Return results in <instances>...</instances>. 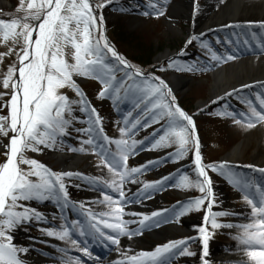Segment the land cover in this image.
Returning a JSON list of instances; mask_svg holds the SVG:
<instances>
[{"label":"rangeland","instance_id":"374dc122","mask_svg":"<svg viewBox=\"0 0 264 264\" xmlns=\"http://www.w3.org/2000/svg\"><path fill=\"white\" fill-rule=\"evenodd\" d=\"M174 1L176 0H135V4H133V1L131 2L129 0H90L94 14L97 17L96 29L92 31L93 39H98L101 34H103L107 37L112 47L115 48L116 46L118 51L125 52L128 59L131 58V52L120 42V36L123 40H139L146 48L151 47L153 57L149 60V63L147 62L148 64L137 60H133L131 63L135 69H139L143 73L142 77H138V82L134 80L135 78L131 80L127 79L125 77L126 70H124L123 66L110 64L106 58V62L114 69L116 81L124 80V85L121 90H127L129 85H132L134 82L136 84H141L145 77L159 78L158 80L152 81L156 84L159 83V80L165 82L166 79H170L172 76L183 77L186 80V84L183 88H179L178 90L169 88L164 89L165 92L168 90L171 91V96H166L165 100L171 102L172 97H175V104L177 106L180 105L181 108L186 110V114L194 120L196 136L200 142L203 164L205 166L219 165L223 157L248 137V144L241 147L240 159L234 162V165L237 167L232 166L234 169L237 168L233 173L243 178L241 174L243 172L238 166L246 168L249 165H254L251 156L257 148L256 143L260 137L258 127L261 125L264 127V122L255 123L253 127L248 128L246 127V123L247 119L251 116L250 108L242 106L239 103L244 111L239 109L234 110L226 107L224 105L225 100L223 99L209 102V87L211 83L209 71L212 69L213 65L225 66V60L229 55L234 57L244 52L251 51L254 48L261 47V41H253V43L247 44L248 40H246L244 36H241V40L233 38L232 40L235 42L236 46H222L221 53L218 55L212 47V43L216 42L217 46H221V40L228 43L229 39H227L226 36L230 35L232 37L235 34L225 31H213L205 35H200L197 32L191 33L192 21L184 18L179 19L170 13L168 7L170 3ZM28 2L29 0H23L24 9L27 8ZM21 3L22 0H6L5 7L0 11V20L10 21L14 18L22 19L26 13L20 10ZM98 5L103 6L97 7ZM198 5H204L205 7L207 5V7H210L213 4H210L209 0L208 3L204 0H198ZM131 9L137 12L133 14L131 13ZM100 16L103 17L102 27L99 20ZM29 22L33 24L32 21ZM193 37H197V39H192ZM189 40H192V42L188 43ZM101 43L103 42L101 41ZM202 43H206L208 48L202 47ZM22 48V38L18 37L15 40L9 38L5 41L0 37V117H7L9 115L5 104L11 97V87L5 89L2 81L6 77L9 67L18 69V53H21ZM209 49L211 51H209ZM64 51L67 54L69 62H72L73 49L71 46L65 48ZM166 52L170 53L171 56L160 62L155 60L159 54H164ZM213 53L221 57L219 62L212 59ZM173 62H175V66L170 67L169 65ZM187 66H193L195 70H178V68H186ZM74 80L84 93L83 99L87 101L89 109L95 108L99 113L100 119L103 121V133L98 131L94 133L98 143H104L101 139L102 134H106L107 137L113 140L120 139V128L125 127V118L129 121L128 127H131V123L136 120L141 122L129 133L131 137L129 143H131L132 140L138 143L133 149V152L129 154L127 160V167L129 169L140 168L141 171L134 174L132 178L126 180L132 182V185L129 184L126 187L121 186V190L124 192L123 198H127V196L133 193L130 199L131 201H127L131 204H128L134 205L132 203H139L147 205V208L144 209V216L151 217L153 212L160 213V215L151 217L149 221H145L143 226L138 224L139 228L136 230L135 236L143 239L145 243L135 245V253L125 251L121 248L126 255L123 259L128 258L130 261L135 262L134 257L137 255L149 253L158 246H162L170 241L184 240L188 252H191L192 255L184 254L183 248L181 247L180 255H174L176 249H171L169 253L162 254V257L158 259L171 257L179 261H188V259L196 256L198 247L193 240V238L199 234V228L196 227V225L199 226L198 224H202L201 226H204V217L207 214L208 205L210 203L214 213H227V215L217 217V222L224 225H232L237 221L234 216L235 214L238 215L243 211L251 212V206L244 200V193L239 188L230 184L226 176L220 175L218 172L212 171L211 167H208L206 170L207 175L212 180L211 187L214 188L215 186H219L221 188L225 202L221 203L219 199L220 195L214 194V199L210 197L199 210H189L179 217H175L174 209H178L186 202L204 195L194 187L181 188L176 186L180 175H188L189 178L193 180L197 179L194 164V145L189 144V151L180 159H174L171 155L176 151L177 146L175 144H168L162 147L158 146L156 148L151 147V144L154 143V139H158V135L154 138L153 134L157 133L158 130H161L163 126H165L167 118H160L158 123L152 122L151 118H153L154 113L158 116L160 110L151 109V105L148 104L147 107L150 110L146 111L145 106L147 101L139 103L142 95L140 92L135 89L128 91L132 94L135 92L138 95V99L130 101V106L126 105L125 108L120 109L117 102L120 96L117 95V93H112L111 95L106 94L104 98H100L99 93L103 90V85L97 79L77 75L74 76ZM62 92L74 103L73 115L68 117L69 119H73L74 116L73 126L69 129L70 135L61 137L60 140L62 143H58L54 150L41 146L39 152L25 151L24 156L28 159L37 160L57 174H63V172L60 163H58L53 156L54 152L61 151L62 153L77 155L84 159L79 165V172H70L74 175L70 178L65 177L64 181L68 187L69 200L84 206L87 204L88 195H90L85 188L89 185L99 186L100 184H104L105 180L108 181V179L112 178V174L106 167H98L102 165L101 157L93 154L92 146L82 144V141L89 137L77 131L78 129L89 127L88 120L90 112L84 111L83 105L77 103L81 98L74 90L66 88L63 89ZM152 99L154 100L155 98ZM231 99H233V103L238 102L234 100L235 97ZM260 99L261 98L256 99L259 105ZM137 103H139V107H137ZM199 104H204V106L197 108ZM133 109H137V111L129 115ZM91 115L92 118L95 119L94 114ZM142 117L144 118L143 121H141ZM146 120L147 126L145 127L143 125ZM235 120H240L241 123L237 124L234 122ZM5 127H7V124H5ZM11 136V131L8 132L7 136L0 135V164L6 160L5 145L8 144ZM81 148H84L85 151H80L79 149ZM111 148L115 151L114 144L111 145ZM258 155L259 158H264V134L258 149ZM21 168L24 171L29 170L27 165H21ZM247 178H244V180L251 181ZM32 179L35 178L33 177ZM145 184H154L156 187L145 189ZM256 187L264 189V184L263 186L256 185ZM126 189H128V191L132 190V192H125ZM251 194H256V196H250L251 198L256 201L259 200V193L257 191L251 192L249 195ZM112 197L117 200V203L123 199L119 197V192L117 191H115ZM49 200L57 202L55 199ZM43 201L33 199L19 202L24 205V207L39 212L41 218L38 219L33 217L30 222L25 221L16 226V228L22 232L24 238L17 240V243H14L12 239V244L15 247H24V241L29 242V240L42 239L52 242L53 244L55 243V237L49 236L48 232L57 231L56 225L58 226L60 221L56 216L50 217L51 211L48 210L47 206L41 203ZM57 216L59 217V213ZM42 219L47 221L48 219L53 220L40 225L39 220ZM248 219V224L252 223L254 220L252 215L249 216ZM192 221L195 224L192 223ZM188 222H190L194 228L191 231L179 232L171 229V227H174V223H177L178 226V224L181 225V223ZM41 228L44 229L41 230ZM161 228L167 230V232L161 236L153 237L144 232V230L151 232V229ZM207 228L210 233V247L227 248L234 245H241L236 237L240 235L242 228L233 225L232 227L212 229L210 224ZM182 229H180V231H182ZM11 232L10 230V235ZM34 249L45 251L48 248L39 243L34 246ZM168 262L166 261V264H168ZM208 264H219V262L211 259L208 261Z\"/></svg>","mask_w":264,"mask_h":264},{"label":"snow or ice","instance_id":"6c2138e0","mask_svg":"<svg viewBox=\"0 0 264 264\" xmlns=\"http://www.w3.org/2000/svg\"><path fill=\"white\" fill-rule=\"evenodd\" d=\"M102 6L98 5L97 7ZM20 10L26 13L22 19L0 20V37L3 40L7 41L9 38L15 40L18 37L23 40V48L21 53H18L19 68L9 67L6 77L2 81L5 89L11 87L12 94L5 104V107L9 109V115L0 117V135L7 136L9 131L13 135L10 137L9 143L5 145L6 160L0 164V264H23L19 253L27 250L15 247L9 232L25 221L30 222L33 217L41 218L39 212L24 207L19 203L20 201L55 199L58 202L63 201L64 204L70 203L68 187L64 181L65 177L70 178L74 174L70 172L57 174L37 160L24 156L25 151L39 152L41 146L54 150L58 143H62L61 137L70 135L69 129L73 126L74 116L73 119L68 117L73 115L74 103L67 95L63 94V89L74 90L81 98L77 103L83 105L84 111L90 112L89 127L77 131L89 137L83 140L82 144L92 146L93 154L101 157L102 166L112 174L111 181H104V183L119 192V197L123 198L122 184L141 171L140 168L129 169L127 167L129 154L133 152L138 143L135 140L129 143L131 139L129 133L140 124V121L136 120L131 123V127H128L129 121L125 118V127L120 128V139L113 140L106 134H102L101 139L104 143H98L94 133L97 131L103 133V121L95 108L89 109L87 101L83 99L84 93L74 80V76L78 75L100 81L103 85V90L99 93L100 98H104L106 94H118L124 85V80L116 81L113 67L106 62L108 53L127 70L125 71L127 79L143 76L139 69H133V66L119 55L104 35L93 39L92 31L96 29L97 17L90 0H29L26 9L23 8L22 0ZM99 20L102 27L103 17L100 16ZM29 21H38V24L33 25ZM260 27H264V24ZM192 39H197V37ZM191 42L192 40L188 41V43ZM68 46L73 49L72 62H69L64 51ZM260 46L264 47V44ZM202 47L208 48V45L202 43ZM209 51L211 50L209 49ZM212 59L219 62L221 57L213 53ZM226 59L232 60L234 57L229 55ZM169 66H175V62ZM178 70L192 71L195 69L193 66H187L178 68ZM17 73L18 78H14L17 77ZM158 79L145 77L141 84L134 82L129 85L127 91L135 89L142 94L139 103L147 101L146 111L150 110L147 107L148 104L151 105V109L160 110L158 116L154 113L151 118L152 122L158 123L160 118H167L165 126L153 134L154 138L158 135V139H154L151 147L175 144L176 151L171 155L174 159H180L189 151L188 145H194L197 179L193 180L188 175H180L176 186L194 187L204 194L186 202L178 209H174V216L179 217L189 210H199L210 197L214 199L212 180L206 170L211 167L212 171L226 176L230 184L244 193V200L251 206V215L254 220L252 223L241 226L242 231L236 239L245 246L244 251L251 264H264V189L256 187L251 181L243 180L233 173L226 164L210 166L203 164L194 120L175 104V97H172L171 102L165 100L166 96H171V91H164L167 89V85L163 80H159L158 84L152 82ZM139 103H137V107H139ZM248 104L251 116L247 119L246 127L251 128L255 123L264 122V113L257 111L251 102ZM260 105L264 107V98L260 99ZM91 114H94L95 119ZM234 122L241 123L240 120ZM143 126H147V120ZM113 144L115 151L111 148ZM79 150L85 151L84 148ZM21 165H27L29 170L24 171ZM258 171L264 173V169H258ZM33 177L35 179H32ZM154 187H156L154 184L144 185L145 189ZM253 187H256V191L259 193L258 201L248 194V190ZM104 200L112 209L110 213L101 214L99 219L96 215L89 213L91 222L88 225V230L79 227L80 221H76V227L79 228L82 236L92 235L111 244H118L119 235H130L131 233L126 228L127 222L121 219L122 206L118 205L117 200L110 195L105 194ZM80 206L83 207V205ZM104 215H109L111 222L104 220L102 218ZM159 215L160 213L153 212L151 217ZM224 215L227 213H214L211 203L208 205L204 226H200L198 229L199 239L202 241V259L208 255L210 233L207 226L210 224L212 229L232 227V225L217 222V217ZM151 217L144 216L139 222L140 225L143 226L145 221H149ZM103 229H110L111 233L115 234L107 233ZM48 235L61 240H70L73 244L78 243V241L72 240L70 228L61 232L50 231ZM181 247L184 254L192 255L191 252H188L184 240L170 241L158 246L153 252L141 255L149 258L153 264H166L164 259L158 258H161L162 254L169 253L171 249H176L174 255H180ZM82 251L86 255H91L87 248H83ZM203 264H208V261L204 260Z\"/></svg>","mask_w":264,"mask_h":264},{"label":"bare ground","instance_id":"6f19581e","mask_svg":"<svg viewBox=\"0 0 264 264\" xmlns=\"http://www.w3.org/2000/svg\"><path fill=\"white\" fill-rule=\"evenodd\" d=\"M132 2V0H129ZM208 3V0H204ZM210 4L213 5L210 7L200 6L198 5V0H176L169 5V10L172 15L180 18H184L192 21L191 33H201L203 31L211 30L232 32L234 31L238 34L244 35L249 42L253 40L264 44V27H260V25L264 24V0H209ZM133 4H135L133 2ZM6 5V0H0V11ZM137 11L131 9V13H135ZM231 25L232 27H228ZM239 31V32H238ZM35 38V34H34ZM171 54L166 52L164 54H159L156 57V61L160 62L165 58L169 57ZM209 76L211 78V83L209 87V102H215L222 100L226 95L232 93L234 91L241 92V95L245 96L250 95L251 92L256 94L257 98H264V47L259 48L258 50H251L240 55L234 56L232 60H225V66H217L213 65L212 69L209 71ZM165 84L167 88L178 90L179 88H183L186 84V80L183 77L172 76L170 79L165 80ZM263 89V90H261ZM240 90V91H239ZM248 93V94H247ZM206 104V103H204ZM204 104L197 105V108L204 106ZM256 107L261 109L264 112V107H259L256 104ZM260 131V137L256 143V149L253 155L251 156V160L254 163V167H258V169H264V158H259L258 149L261 144V140L264 134V127L261 125L258 127ZM248 144V137L243 140L242 143L236 145L230 153H228L224 160L225 162H237L240 159L241 155V147L243 145ZM54 158L58 163H60L63 169L67 171H77L80 163L84 160L77 155H68L62 153L61 151H56L53 153ZM91 158V157H90ZM99 167V166H98ZM106 175V174H105ZM112 178L108 179L111 181ZM132 182L126 181L122 184L123 187L131 184ZM132 185V184H131ZM109 189L107 193H113L112 188ZM87 192H90L91 187L85 188ZM213 189V194L220 195L219 199L221 203H224V195L219 186H215ZM126 189L125 192H127ZM88 195L87 204L91 208L103 209L101 214H107L112 211L109 207L107 201H100L95 199L97 193L95 190L90 192ZM85 196V195H83ZM130 196L126 198L128 200ZM43 201V200H41ZM46 204L51 205V201L44 200ZM42 203V202H41ZM49 206V205H48ZM123 211V216L132 218V221H127L126 226L129 234L119 235V246L131 253H135L134 248L135 245H140L145 243V241L136 236H132L133 230H135L143 218V214L147 208L146 205H130L125 206L124 203L121 204ZM95 209V210H96ZM97 211V210H96ZM251 212L243 211L240 214H235V219L237 220L234 225L241 228L242 225L248 224V217L251 216ZM53 214H50L52 218ZM102 218L104 220H108L111 222V217L109 215H104ZM125 218V217H123ZM135 218V219H134ZM53 220V219H50ZM192 223H194L192 221ZM195 224V223H194ZM201 226L202 224H198ZM196 225V227L199 228ZM183 227V229H182ZM173 231L185 232L191 231L194 228L191 223H174V227H171ZM182 229V231H180ZM12 231L13 242L17 243V240L20 238H24L21 231L18 228H14ZM197 231V230H196ZM148 235L153 237L164 235L167 230L165 228L161 229H152L151 232L144 231ZM127 237H130L127 239ZM132 237V238H131ZM194 237V236H193ZM192 238V237H191ZM193 240L196 242L198 249L196 250V256L188 259V261H179L173 258L165 257V261H169L168 264H203L204 260H213L219 262V264H251L248 260V257L245 254V246L244 245H234L227 248H218V247H210L208 244V255L206 257L201 258L203 255L202 249V241L199 239V234ZM44 244L47 247H52V244L46 240H29V242H25L24 247L18 249H26L27 251H21L19 253V258L23 262V264H53L49 262V256L52 255L51 251L45 250L44 252H37L34 250V246L36 244ZM155 251V250H153ZM151 251V252H153ZM56 252L62 253L64 255L69 254L70 252H80L79 249L73 246H65L62 248L56 249ZM150 253V252H149ZM85 255V254H84ZM90 260H92L88 255ZM126 257L125 253L121 251L119 248L112 249L106 259L99 264H126L131 263V261ZM136 259L137 264L147 263L149 258L143 255H137L134 257ZM68 264H77V262H71ZM79 264H85L83 261H79Z\"/></svg>","mask_w":264,"mask_h":264},{"label":"trees","instance_id":"16d2710c","mask_svg":"<svg viewBox=\"0 0 264 264\" xmlns=\"http://www.w3.org/2000/svg\"><path fill=\"white\" fill-rule=\"evenodd\" d=\"M121 38L122 37L120 36V39H119L120 42L125 45V47L129 50V52H131L130 59L132 61L128 59L125 52L123 53L122 51H119L124 56V58L129 60L131 63L133 62V60L149 63V60H151V58L153 57V54L151 53V47L146 48V46H144L139 40H136V41H134V39H124L123 40ZM134 42H135V45H134ZM115 49H116V46H115ZM106 58L110 64L118 65V63L114 60V58L111 57L110 53L107 54Z\"/></svg>","mask_w":264,"mask_h":264},{"label":"water","instance_id":"95a60500","mask_svg":"<svg viewBox=\"0 0 264 264\" xmlns=\"http://www.w3.org/2000/svg\"><path fill=\"white\" fill-rule=\"evenodd\" d=\"M32 22H33V25L38 24V21H32ZM18 68H19V62H18ZM15 78H18V73H17V77H15ZM11 91H12V89H11ZM11 94H12V92H11ZM8 113H9V109H8ZM12 135H13V133H12ZM8 143H9V141H8Z\"/></svg>","mask_w":264,"mask_h":264}]
</instances>
